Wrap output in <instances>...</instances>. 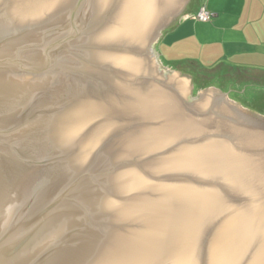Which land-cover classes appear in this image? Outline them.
<instances>
[{"label": "water", "instance_id": "1", "mask_svg": "<svg viewBox=\"0 0 264 264\" xmlns=\"http://www.w3.org/2000/svg\"><path fill=\"white\" fill-rule=\"evenodd\" d=\"M196 4L0 0V264H264V114L154 50Z\"/></svg>", "mask_w": 264, "mask_h": 264}, {"label": "crops", "instance_id": "2", "mask_svg": "<svg viewBox=\"0 0 264 264\" xmlns=\"http://www.w3.org/2000/svg\"><path fill=\"white\" fill-rule=\"evenodd\" d=\"M202 5L212 13L208 22L186 18ZM158 44L159 57L169 63L190 61L202 69L218 65L264 73V0H197L162 32ZM223 71L217 79H232Z\"/></svg>", "mask_w": 264, "mask_h": 264}, {"label": "trees", "instance_id": "3", "mask_svg": "<svg viewBox=\"0 0 264 264\" xmlns=\"http://www.w3.org/2000/svg\"><path fill=\"white\" fill-rule=\"evenodd\" d=\"M218 67L220 66L214 65L210 69H206V68L202 69L195 66L194 69L195 68L197 70L199 69V72L196 74L199 75L201 74L205 76L204 75L205 73L200 72L201 70H214L217 69ZM249 70L250 69H244L242 67L232 68V66H229L226 69L224 68L223 75L226 74V72H228L227 74H229L232 77V79H217L219 81L221 80L222 82H224L227 91H230L232 94L236 95L238 97V100L243 104H247V103L250 104L252 103L253 100L260 97H264V73L258 71L254 72L252 70L251 71ZM219 75L222 74L218 72L216 75H213V77L218 78ZM196 82L197 81H194L195 91L198 90V86L195 87L196 85H198V83ZM214 84L216 83L215 82L213 84L212 82L210 83V85H214ZM226 89L224 91H226Z\"/></svg>", "mask_w": 264, "mask_h": 264}, {"label": "rangeland", "instance_id": "4", "mask_svg": "<svg viewBox=\"0 0 264 264\" xmlns=\"http://www.w3.org/2000/svg\"><path fill=\"white\" fill-rule=\"evenodd\" d=\"M158 42H156L155 44V52L157 53L158 57H159V50H160V47H159V44L157 45ZM164 63H169L168 61H166L164 59V57L160 56L159 57ZM192 66V70H193V95H196V96H202L204 97V93L205 92H226L228 93V95L230 96H234V97H237L236 95L232 94L230 91H227L225 85H224V82H222L221 80H217V78L213 77V75H216L218 72H220V74H222V71L224 70L221 67H218L217 69H214V70H201L200 72L201 73H205L203 75H199V74H196L199 72V69L197 70L196 68L194 69L195 65H191ZM221 76V75H219ZM210 77V78H209ZM213 77V78H212ZM194 81H197L196 83H198V85H196L195 87L198 86V90L195 91L194 89ZM212 82V84L215 82L216 84L214 85H210V83ZM214 88V89H212ZM226 89V91H224ZM219 90V91H218ZM195 91V92H194ZM252 102H256L255 104V108L260 112V113H263L264 114V97H260V98H257L255 100H253ZM264 119V118H262Z\"/></svg>", "mask_w": 264, "mask_h": 264}, {"label": "built area", "instance_id": "5", "mask_svg": "<svg viewBox=\"0 0 264 264\" xmlns=\"http://www.w3.org/2000/svg\"><path fill=\"white\" fill-rule=\"evenodd\" d=\"M211 17L212 13L204 5L200 6L195 13L186 15V18H193L199 22H208Z\"/></svg>", "mask_w": 264, "mask_h": 264}]
</instances>
